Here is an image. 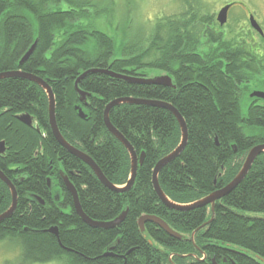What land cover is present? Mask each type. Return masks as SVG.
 Masks as SVG:
<instances>
[{
  "label": "trees",
  "instance_id": "trees-1",
  "mask_svg": "<svg viewBox=\"0 0 264 264\" xmlns=\"http://www.w3.org/2000/svg\"><path fill=\"white\" fill-rule=\"evenodd\" d=\"M185 6L173 20L166 19V26L157 22L136 43L125 35L116 48L114 36L94 23L102 11L94 0H0V73L20 70L45 81L54 95L61 136L89 156L112 185L127 183L130 164L126 150L104 126L105 106L132 97L163 101L178 111L186 123L187 143L160 171L158 183L166 198L180 205L227 185L247 152L264 144V102L249 97L253 90L264 92L263 37H233L230 43L240 47L228 51L225 37L203 32L207 9L193 10L188 1ZM34 42L32 54L19 66ZM203 44L217 48L201 51ZM96 68L128 76L147 69L170 72L174 89L89 74L78 84L88 94L82 120L74 111L78 96L73 85L82 73ZM47 107L37 85L19 78L0 80V171L13 181L17 194L15 211L0 223V242L18 246L21 264H264V153L212 212L209 206L178 212L159 201L151 184L156 162L180 141L178 124L168 111L126 104L110 110L111 125L137 157L144 154L133 187L116 193L57 144ZM21 115L30 116L31 127L17 119ZM56 158L88 218L111 221L127 209L118 227L87 226L74 213L68 195L63 211L35 200L33 195L42 198L50 161ZM10 202L9 190L0 181V214ZM142 216L159 218L181 239L151 223L140 234L137 221ZM51 228L57 237L48 232ZM107 249L110 256L104 257Z\"/></svg>",
  "mask_w": 264,
  "mask_h": 264
},
{
  "label": "water",
  "instance_id": "water-1",
  "mask_svg": "<svg viewBox=\"0 0 264 264\" xmlns=\"http://www.w3.org/2000/svg\"><path fill=\"white\" fill-rule=\"evenodd\" d=\"M228 9H229V6H225L217 14V21L220 24V26H222L226 22V16H227ZM249 22H250V26L252 27V29H254L258 33V35L263 36L261 28L259 27V25L256 23V21L253 19L252 16H250ZM35 46H36V42L33 43V45L28 49V51L20 59L19 66H22L28 60ZM89 74L106 75V76L123 81L131 85H154V86L174 89V85L172 84V79L167 74H163L161 76H156L152 78H148V77L147 78H141V77L136 78V77H132V76L124 75V74L114 73L107 69L96 68V69H91V70H88L82 73L76 79L74 83L75 91L78 94L79 100L82 103H86V98L88 94L81 91L77 87V84L80 82V80H82L85 76ZM6 78H19V79L27 80L37 85L44 91L47 97V103H48V107H47L48 124L50 127L51 134L53 138L55 139V141L57 142V144L62 149H64L69 155H71L72 157L78 159L83 164H85L105 188H107L110 191L116 192V193L127 192L133 187L135 176L137 173V168L143 164L144 154L141 153L140 156L137 157L136 153L134 152V150L132 149L128 141L111 125V123L109 122V116H108L110 110L119 105L126 104V105H136V106H148V107L159 108V109L168 111L174 117V119L176 120L178 124L179 130H180V141H179V144L175 147V149L172 152H170L168 155L164 156L163 158H161L160 160L156 162L152 170L151 184H152L153 191L155 192L159 201L166 208L170 210H174L178 212H186V211H190L196 208L206 207L209 205L211 208V211H213L215 203L221 200L222 198L226 197L228 194H230L243 181V179L248 174L256 158L264 153V144H259V145L252 147L247 152L243 160L242 166L240 170L238 171V173L236 174V176L223 188L215 190L209 195L191 204L180 205V204L173 203L170 200H168L166 196L164 195V193L162 192L159 186V183H158V175L164 167H166L168 164L176 160L181 155V153L183 152L186 146L188 134H187V127H186V123L184 119L181 117V115L178 113V111L173 106L163 101L135 99L132 97L115 99L109 102L105 106V109L103 111V123H104L106 130L109 132V134L113 136L126 150L129 156V164H130L129 180L123 187H116L106 180V178L101 173L100 169L96 166L94 161L89 156H87L86 154L82 153L81 151L69 145L64 140V138L61 136L58 130L56 121H55V99H54V96L52 94L50 87L45 81H43L42 79H40L39 77L33 74L24 73L20 70L0 73V80L6 79ZM249 97L259 99L264 102V92L262 91H254L249 95ZM78 116L82 120H84L83 113L79 112ZM17 119L20 122H22L24 125H26L27 127H31V119L29 115H21V116H18ZM3 152H4V143L0 142V154ZM0 181L8 188L10 197H11V202H10L8 209L2 214H0V223H1L4 220L10 218L13 212L15 211L16 204H17V194H16V190H15L13 183L10 180H8L1 171H0ZM62 183L72 199V204H73L76 215L87 226L93 229H98V230H111V229L118 227L125 219L127 212H128L127 209H124L115 219L111 221L99 222V221L91 220L83 213L79 200H78L77 191L75 187L73 186V184L68 180L66 176H62ZM35 200L38 201L40 205H42V200L39 197H35ZM145 223L154 224L168 236L175 238L177 240L181 239V236L179 234L172 231L166 223H164L162 220L154 216H142L138 219L137 227L139 229L140 234H143L144 232ZM48 232L55 235L56 237L58 235L56 228H51L48 230ZM149 244H151V241H149ZM110 250L111 249H107L106 253H104L103 256L104 257L110 256V252H109Z\"/></svg>",
  "mask_w": 264,
  "mask_h": 264
},
{
  "label": "rangeland",
  "instance_id": "rangeland-1",
  "mask_svg": "<svg viewBox=\"0 0 264 264\" xmlns=\"http://www.w3.org/2000/svg\"><path fill=\"white\" fill-rule=\"evenodd\" d=\"M185 1L190 0H94L97 8H102L101 13L94 23L98 29L108 35H113L115 46L118 48L119 41L130 38L136 43V37L147 33L151 26L159 22L166 25L167 18L173 20L185 8ZM194 4L203 9H208V14L219 10V7L227 1L235 0H192ZM242 2L245 10L252 13L257 21L264 27V0H238ZM239 6V5H238ZM240 5V7L242 8ZM243 8V9H244ZM230 12V17L238 16L240 25L247 27V14L238 9ZM146 35V34H145ZM126 40V39H125ZM145 77L152 78L165 74L161 70L147 69L143 71ZM19 248L15 243L8 241L0 242V264H21L18 259ZM47 264H62L52 261Z\"/></svg>",
  "mask_w": 264,
  "mask_h": 264
},
{
  "label": "flooded vegetation",
  "instance_id": "flooded-vegetation-1",
  "mask_svg": "<svg viewBox=\"0 0 264 264\" xmlns=\"http://www.w3.org/2000/svg\"><path fill=\"white\" fill-rule=\"evenodd\" d=\"M188 3L191 4V8L193 10L197 11L200 8L202 9V7L196 6L194 4V1H192V0L188 1ZM240 5L242 6V2H240L238 0L230 1V2L227 1L226 3L221 5L219 7V10L217 12L213 13V15L208 14L209 15V22L207 24H204V29H203L204 33H206L208 35L212 34V35H218V36L225 37V40L228 42V44L225 45V48L228 51L232 50V48H239L240 47V46H238V44L232 45L230 43V41L233 39V37H238V36H241L243 34L244 35H252L254 37H255V35L259 36L258 33L254 29H252V27L250 26V22H249L250 16L253 17V19L256 21V23L261 28L263 36H260V37H263V39H264V27L262 26V24L257 21V19L255 18V16L252 13L248 12V10H245L244 6H242V8H241ZM225 6H229L227 16H226V22L222 26H220V24L217 21V14ZM185 8H188V7L185 6ZM238 9L244 10L245 14H247L246 16H247V21H248L247 22L248 28L240 25V20H238V16H235L233 18L230 17V12L233 10L239 11ZM197 23H198V21L195 22V24H197ZM174 24H175V21H174ZM204 45L205 44L201 45V47L199 48L201 51H204V50L210 49V48H214L216 46V45H205V46ZM215 48H217V47H215ZM238 55H241L240 51H238ZM142 71H144V70H142ZM164 73L169 75L170 77L172 76L170 72H164ZM130 76L136 77V78H138V77L146 78L145 74L142 73L141 70H139L136 75H130ZM78 84H77V87H78ZM163 88H165V87H163ZM168 89H172V88H168ZM74 91H75V88H74ZM254 91H257V90L251 91L250 94ZM75 93H76V91H75ZM76 95L78 96L77 93H76ZM86 106H87L86 103H82L79 100V96H78V104L76 106H74V111L76 112L77 116H78L79 112L82 113V107L87 108ZM57 159L58 158H56V160H54V162L50 161V163H51V166L49 168L50 170H49V173L46 175V178H45L46 179V190H45L42 198L39 197L38 195H33V197H39L42 200L41 206H45V205L54 206L56 208L59 207L62 210V200L64 199V196L68 195L70 197V195L62 183V176H66L67 178H68V176L63 171V169L61 167V162H58L59 159L58 160ZM14 170L16 171L17 168ZM68 180H69V178H68ZM11 182L13 183V181H11ZM33 197H29V198L33 199ZM70 199H71V197H70ZM71 206H72V209L75 213V210H74V207L72 204V199H71ZM210 210H211V208H210ZM191 240H192V237H191ZM171 258H172V256H169V260H171Z\"/></svg>",
  "mask_w": 264,
  "mask_h": 264
},
{
  "label": "bare ground",
  "instance_id": "bare-ground-1",
  "mask_svg": "<svg viewBox=\"0 0 264 264\" xmlns=\"http://www.w3.org/2000/svg\"><path fill=\"white\" fill-rule=\"evenodd\" d=\"M47 98V97H46Z\"/></svg>",
  "mask_w": 264,
  "mask_h": 264
}]
</instances>
